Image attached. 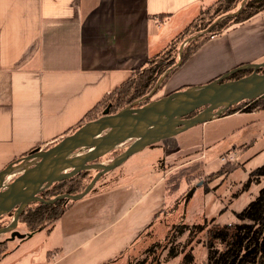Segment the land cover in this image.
<instances>
[{"label":"crops","instance_id":"obj_1","mask_svg":"<svg viewBox=\"0 0 264 264\" xmlns=\"http://www.w3.org/2000/svg\"><path fill=\"white\" fill-rule=\"evenodd\" d=\"M200 3L0 0V172L72 133L107 92L166 46L162 41L177 33L179 18L184 22ZM263 61L264 10L207 40L169 74L154 99ZM256 112L237 111L213 120ZM252 122L230 130L253 128L239 143L255 139L259 129L250 127ZM138 172L122 182L114 176L111 184L74 201L49 231L44 228L41 242L20 251L34 233L8 239L9 251L0 264H104L120 256L141 221L165 203L164 175L146 186L148 175ZM57 225L58 240L50 244ZM21 226L18 222L16 227Z\"/></svg>","mask_w":264,"mask_h":264},{"label":"rangeland","instance_id":"obj_2","mask_svg":"<svg viewBox=\"0 0 264 264\" xmlns=\"http://www.w3.org/2000/svg\"><path fill=\"white\" fill-rule=\"evenodd\" d=\"M211 1L201 0L199 9L195 14L193 11L188 13L184 22L181 23L182 18H179L176 28L178 30L175 31L178 32ZM241 1L237 2L235 8L226 15L236 12L245 0ZM221 18V15L218 16L216 21H220ZM205 30L193 32L188 35L190 37L186 36L184 39L189 41ZM167 42L168 40H163L162 45L165 46ZM156 86L145 98L149 97L150 100L155 98ZM134 103L136 105L135 101L132 102ZM247 121H253L249 126L258 128V134L254 136L255 139L252 137L239 143L253 134V128L249 130L242 128L236 132L230 130ZM131 140L99 157L98 161L109 162L123 151ZM153 144L144 146L122 164L105 173L94 184L92 191L90 190V192L101 190L103 185L111 184L114 176H117V182L131 180L136 170L148 175L143 183L146 186L151 179L155 181L161 175L166 178L170 173L174 174L178 170L182 172L178 188L172 193L165 190L164 207L150 219L142 220L129 247L120 256L104 264H178L187 252L192 253L195 264H200L207 256L211 242L210 230L223 228L225 225L232 227L238 222L236 214L264 187V174L260 175L256 171L264 164V109L247 117H231L196 124L176 133L169 140L164 138ZM82 152L83 150L78 151ZM229 162L233 164V168L229 166ZM30 164L31 162L25 165ZM221 169L222 171L218 172ZM223 171L225 173H222ZM19 172L20 170H15L8 173L3 183L11 181ZM95 172V169L87 171L85 185ZM220 173L222 174L218 175ZM90 192L88 194H91ZM60 228V225H57V230L48 239L50 244L58 240ZM15 229L24 230L25 227ZM44 230L35 232L18 250L23 251L35 242H41L45 235ZM6 236H10V232L0 234V238ZM11 245L16 249L15 243ZM215 245L221 247L219 243ZM40 248L33 253L39 252ZM170 253L176 255L170 256Z\"/></svg>","mask_w":264,"mask_h":264},{"label":"water","instance_id":"obj_3","mask_svg":"<svg viewBox=\"0 0 264 264\" xmlns=\"http://www.w3.org/2000/svg\"><path fill=\"white\" fill-rule=\"evenodd\" d=\"M179 62L180 58L177 64ZM246 68L252 71L238 79H227L232 72ZM261 68H264V61L241 65L204 84L174 91L140 106L130 104L116 113H110L108 105L99 117L80 124L50 147L20 157L0 172V217L13 211L8 224L0 227V234L10 232L8 239L30 235L15 229L20 212L29 203L79 200L101 176L144 146L221 117L230 106L242 100L262 96L264 71H258ZM128 140L131 142L127 147L109 162L96 161ZM80 150L83 152L72 156ZM30 162L29 166L25 165ZM82 169H95L96 172L81 191L58 194L50 199L39 195L52 183L69 178ZM15 170H20L19 174L4 184V177Z\"/></svg>","mask_w":264,"mask_h":264},{"label":"trees","instance_id":"obj_4","mask_svg":"<svg viewBox=\"0 0 264 264\" xmlns=\"http://www.w3.org/2000/svg\"><path fill=\"white\" fill-rule=\"evenodd\" d=\"M239 1L241 0H212L201 8L198 14L183 26L165 47L149 55L141 66L132 70L125 80L107 92L97 105L86 113L81 123L96 119L108 105L109 112L116 113L132 104L133 101L136 102L135 106L147 103L150 101L149 97L145 98L147 93L153 90L156 85L155 93L159 91L169 74L207 40L264 10V0H245L242 4V1L240 2V8L236 12L226 15L235 8ZM220 15L222 16L221 20L216 21ZM202 30L205 32L197 37L189 41L184 39L193 32ZM178 58H180V62L177 64ZM251 71V68L239 69L232 72L227 79H238ZM259 71H264V68L259 69ZM165 72L166 74L159 81L161 74ZM261 109H264V94L257 99L242 100L230 106L223 115L237 111L252 112ZM197 111L189 116L194 115ZM228 164L233 168L232 163L229 162ZM87 171V169H83L69 178L56 181L40 192L39 195L44 199H50L58 194L81 191L85 187ZM220 171L222 169L218 172ZM256 171L263 175L264 164L258 167ZM180 176H182L181 170L174 174H168L164 178L165 190L169 193L176 190ZM91 178L90 176L89 181ZM73 202L74 200L66 199L58 200L52 204L31 202L20 212L18 222L23 224L30 235L44 228L49 231L54 222ZM12 213L13 211L6 214V218L5 215L0 217V227L8 224ZM236 217L238 222L232 227L225 225L223 228L210 230L211 242L207 249V256L205 261L200 264H264V187L259 190L254 199L236 214ZM215 243H219L221 247H217ZM8 251V240L0 238V260ZM172 255L176 254L170 253V256ZM178 264H195L192 253H185Z\"/></svg>","mask_w":264,"mask_h":264},{"label":"flooded vegetation","instance_id":"obj_5","mask_svg":"<svg viewBox=\"0 0 264 264\" xmlns=\"http://www.w3.org/2000/svg\"><path fill=\"white\" fill-rule=\"evenodd\" d=\"M99 159V158H98ZM98 159L96 161H98ZM83 170V169H82ZM81 171V170H80ZM78 173V172H77ZM28 233V232H27ZM9 236H6L5 239L8 240Z\"/></svg>","mask_w":264,"mask_h":264},{"label":"bare ground","instance_id":"obj_6","mask_svg":"<svg viewBox=\"0 0 264 264\" xmlns=\"http://www.w3.org/2000/svg\"><path fill=\"white\" fill-rule=\"evenodd\" d=\"M72 201V200H71Z\"/></svg>","mask_w":264,"mask_h":264}]
</instances>
